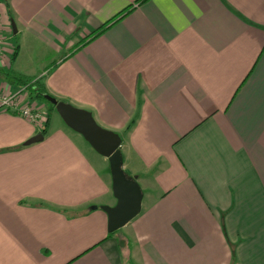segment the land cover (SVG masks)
<instances>
[{
	"label": "crops",
	"instance_id": "obj_1",
	"mask_svg": "<svg viewBox=\"0 0 264 264\" xmlns=\"http://www.w3.org/2000/svg\"><path fill=\"white\" fill-rule=\"evenodd\" d=\"M0 16V92L39 73L31 49L48 95L121 136L142 191L108 237L109 160L52 112L43 130L0 112V264H264V0H0Z\"/></svg>",
	"mask_w": 264,
	"mask_h": 264
},
{
	"label": "water",
	"instance_id": "obj_2",
	"mask_svg": "<svg viewBox=\"0 0 264 264\" xmlns=\"http://www.w3.org/2000/svg\"><path fill=\"white\" fill-rule=\"evenodd\" d=\"M13 27L15 28L14 23ZM45 98L55 106L56 111L70 129L82 135L98 154L109 160L117 204L113 207L100 208L108 215L109 233L120 230L141 212L142 206L141 188L136 179L128 177L123 168L121 136L101 127L90 111L58 101L50 95H46ZM43 140L44 134L39 133L25 144L28 146ZM94 209L98 207L95 206Z\"/></svg>",
	"mask_w": 264,
	"mask_h": 264
},
{
	"label": "built area",
	"instance_id": "obj_3",
	"mask_svg": "<svg viewBox=\"0 0 264 264\" xmlns=\"http://www.w3.org/2000/svg\"><path fill=\"white\" fill-rule=\"evenodd\" d=\"M7 37L3 33V23L0 16V57L7 51ZM35 83L23 86L18 92H0V112L10 113L28 120L30 123L43 130L47 125V116L42 109L35 105L26 103L29 97V89Z\"/></svg>",
	"mask_w": 264,
	"mask_h": 264
},
{
	"label": "rangeland",
	"instance_id": "obj_4",
	"mask_svg": "<svg viewBox=\"0 0 264 264\" xmlns=\"http://www.w3.org/2000/svg\"><path fill=\"white\" fill-rule=\"evenodd\" d=\"M15 38V36H13V39ZM18 40V39H17ZM19 41V40H18ZM14 43V42H13ZM42 48V47H41ZM28 50H31V49H28V47H27V53H26V57H25V64H26V66H30L31 67V69H32V67H33V70L34 69H36V71H38L39 73L38 74H36L35 76L36 77H33V78H27V80H35V81H38L39 80V82H41L43 85H44V83H45V80H46V74H44V75H42L43 74V65L44 64H48V63H37L36 61H34V58L32 57V55L30 54L31 52H29ZM33 54L34 55H37V54H35V52H33ZM39 76V77H38ZM23 86H26V85H22V87ZM33 87V86H32ZM30 90V89H29ZM46 96V95H45ZM35 99V100H34ZM34 99H32L33 100V102L34 101H36L37 102V104H39L40 106H44V107H46V111H45V113H47L48 114V116H47V119L49 118V111H50V109H51V104L47 101V100H45V99H38V98H34ZM51 124H50V129L52 130V129H56V128H58L59 127V125H58V123H61V125L63 126V127H65L68 131H71L72 133H75V132H73L72 130H70L69 128H68V126L65 124V122L63 121V119L61 118V116L58 114V112L56 111V109L55 110H52V115H51ZM47 122H48V120H47ZM47 124V123H46ZM78 135V134H77ZM82 139H84V138H82ZM85 141V140H84ZM87 143V142H86ZM87 145H89V144H87ZM89 147H91L90 145H89ZM93 153H95V155H96V157H97V159H103V156H101V155H99L97 152H93ZM97 164H98V162H96Z\"/></svg>",
	"mask_w": 264,
	"mask_h": 264
},
{
	"label": "trees",
	"instance_id": "obj_5",
	"mask_svg": "<svg viewBox=\"0 0 264 264\" xmlns=\"http://www.w3.org/2000/svg\"><path fill=\"white\" fill-rule=\"evenodd\" d=\"M143 1H145V0H138V2H140V3L143 2ZM108 26H109V23L106 24V25H104L103 27H101L100 29H98L97 31H95L94 33L97 34V35H100V34L104 33V31L107 29ZM22 82H23V83H21L22 85H29V84H31L33 82L35 83L33 85V87L30 88L29 93H28L29 96H30V98H38V99H42V100L45 99L46 100L45 95H48V92L45 90L44 85L41 82H39V80L38 81H35V80L23 79ZM50 104H51V109L49 111V118H48V122H47L48 125H49V121H50V112H52V110H55L56 109L55 106L52 103H50ZM45 132L46 131L44 130L43 134ZM113 234L114 233H109L108 234V237L109 236H113Z\"/></svg>",
	"mask_w": 264,
	"mask_h": 264
}]
</instances>
